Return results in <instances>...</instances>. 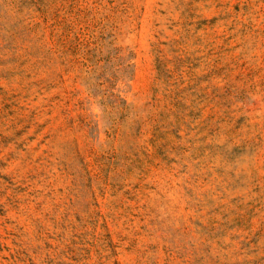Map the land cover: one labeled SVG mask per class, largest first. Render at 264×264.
Here are the masks:
<instances>
[{
    "label": "rangeland",
    "instance_id": "rangeland-1",
    "mask_svg": "<svg viewBox=\"0 0 264 264\" xmlns=\"http://www.w3.org/2000/svg\"><path fill=\"white\" fill-rule=\"evenodd\" d=\"M0 264H264V0H0Z\"/></svg>",
    "mask_w": 264,
    "mask_h": 264
}]
</instances>
